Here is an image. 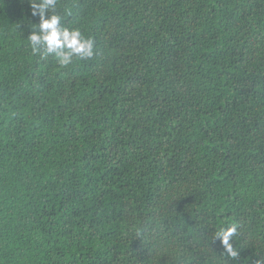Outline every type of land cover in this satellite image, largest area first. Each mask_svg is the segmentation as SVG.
Masks as SVG:
<instances>
[{"label": "trees", "instance_id": "obj_1", "mask_svg": "<svg viewBox=\"0 0 264 264\" xmlns=\"http://www.w3.org/2000/svg\"><path fill=\"white\" fill-rule=\"evenodd\" d=\"M32 13L0 0V264H264V0H55L67 67Z\"/></svg>", "mask_w": 264, "mask_h": 264}, {"label": "clouds", "instance_id": "obj_2", "mask_svg": "<svg viewBox=\"0 0 264 264\" xmlns=\"http://www.w3.org/2000/svg\"><path fill=\"white\" fill-rule=\"evenodd\" d=\"M55 0H43V3L37 5L35 0H31L33 15H36V9L39 7L41 20L39 22L40 31L33 32L29 36V41L33 52L37 50V46L43 45L46 53H55L57 62L60 67L71 65L75 59L84 60L91 59L95 55V42L93 39L86 37L79 28L69 29L60 27L61 17L53 14L45 18L44 8L54 5ZM235 234V228H226L219 235L221 243L226 251L236 257L237 252L229 245L230 238Z\"/></svg>", "mask_w": 264, "mask_h": 264}]
</instances>
